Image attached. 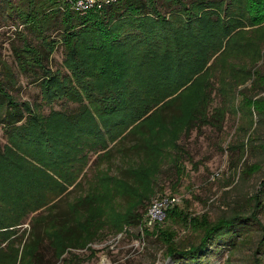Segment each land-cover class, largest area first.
<instances>
[{"label":"trees","instance_id":"1","mask_svg":"<svg viewBox=\"0 0 264 264\" xmlns=\"http://www.w3.org/2000/svg\"><path fill=\"white\" fill-rule=\"evenodd\" d=\"M76 1L4 3L7 15L23 28L17 33L20 44L11 45L12 61L0 53V126L6 138L0 147V234L23 223L43 203L56 206L67 189L63 184L70 185L72 174L87 163V151L104 150L142 117L138 126L145 123L151 131L155 120L163 123L164 108L177 103L178 125L205 123L211 117L219 121L220 112L208 115L207 62L224 41L221 53L229 48L240 32L236 29L264 23V0H109L86 10L75 8ZM57 45L64 50L65 72L48 65ZM19 75L37 84L38 102L16 99L12 92ZM56 101L68 107L42 112V105ZM255 204L261 207L258 196ZM165 215L199 234L195 244L180 248L174 236L161 232L166 254L176 264H208L221 247L235 246L256 221L240 213L187 219L174 204ZM52 227L56 259L73 227L69 219L50 221L47 235ZM261 230L256 250L264 255ZM31 236L30 264H53L36 250L40 232L35 229Z\"/></svg>","mask_w":264,"mask_h":264},{"label":"rangeland","instance_id":"2","mask_svg":"<svg viewBox=\"0 0 264 264\" xmlns=\"http://www.w3.org/2000/svg\"><path fill=\"white\" fill-rule=\"evenodd\" d=\"M6 1L0 0V53L11 62V45L20 44L23 27L7 15ZM9 1L18 5L25 0ZM235 31L240 32L232 37L229 48L221 53L224 41L206 65L204 84L212 100L208 115L220 112L216 114L219 121L211 117L205 123L178 125L176 103V108H164V121L155 120L152 132L145 123L138 126L142 117L104 150L87 151V163L72 174L70 185L63 184L67 189L56 206L50 208L51 202H45L25 214L23 223L2 231L0 264H30L29 244L35 229L40 232L36 250L44 261L55 260L53 264H176L166 254L161 232L174 236L180 248L195 244L199 234L179 218L166 215L151 226L145 224L150 203L165 196L177 198L174 207L187 219L253 215L256 221H251V230L237 238L232 248L221 247L208 264H264V255L256 250L264 227V185L260 186L264 178V23L246 24ZM27 36L35 43L33 35ZM63 58L64 50L57 45L48 65L65 72ZM12 93L17 100L31 103L40 97L37 84L24 75H19ZM62 103L42 105L41 110L46 114L51 108L68 107ZM5 142L0 126V147ZM42 177L45 186L50 185L44 173ZM256 196L261 203L258 209ZM65 219L73 228L56 260L52 252L55 228H50L49 235L46 229L50 221Z\"/></svg>","mask_w":264,"mask_h":264},{"label":"built area","instance_id":"3","mask_svg":"<svg viewBox=\"0 0 264 264\" xmlns=\"http://www.w3.org/2000/svg\"><path fill=\"white\" fill-rule=\"evenodd\" d=\"M109 0H77L75 8L78 10H86L92 7H99L100 2ZM177 201L175 196H165L159 199L153 200L146 212L145 224L148 226L153 225L156 221L161 220L168 207L173 205Z\"/></svg>","mask_w":264,"mask_h":264}]
</instances>
